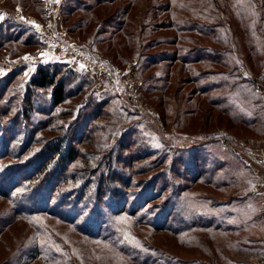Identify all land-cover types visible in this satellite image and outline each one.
<instances>
[{
    "label": "rangeland",
    "instance_id": "rangeland-1",
    "mask_svg": "<svg viewBox=\"0 0 264 264\" xmlns=\"http://www.w3.org/2000/svg\"><path fill=\"white\" fill-rule=\"evenodd\" d=\"M124 9L129 11L126 30L134 35L139 32L138 43L166 36L167 42H174L170 39L175 38L179 41L146 50L147 54L139 62L135 48L130 53L118 49L120 52L116 54L114 49L122 48L124 38L122 32L113 35L112 31L116 22L123 18ZM0 14L4 15L0 23L11 15L32 25L27 35L34 33V41L31 38L28 45L16 40L0 47V85L5 83L0 102L13 107L0 117V133L6 137L4 145V137L0 138V149L8 151L0 159V165L21 163L46 141L58 136L59 131L63 133L69 123L70 129L78 128L75 136L71 135L75 143L80 131H87L93 122L92 119L85 123L75 120L79 110L83 111L80 108L87 104L85 109H93L107 101L108 113L98 121L100 125L106 122L105 129L112 131L110 138L113 140L106 139L105 147L109 155V147L115 145L114 157L110 162V156H98L103 173L100 168L96 172L97 161L92 156L87 157L94 173L87 175L91 183L84 196L91 195V200L81 201L74 210L72 200L61 211L72 217L79 215L76 222L80 227L92 230L100 217L98 221L90 217L100 211L108 213L109 209H121V215L110 218V224L121 229L118 243L128 247L130 254L140 252L149 264H264V224L253 221L256 215L261 216V198L248 199L245 204L244 201L233 203L234 206L228 202L249 188L260 196L255 178L254 181L247 179V187L236 184L235 161L230 164L229 160L235 158L231 153L236 152L245 163H250L252 170L253 165H264V149L259 152L254 146L255 140L263 139L264 135H257L253 130L264 126V116L257 126L233 124L228 115L221 114L207 102L206 96L191 95L193 84L184 78L188 72L179 62L158 61L157 65H145L150 52L175 50L182 43L186 49L194 45L229 46L241 71L253 82L254 87L247 97L254 102L252 109L258 110L259 104L255 101L259 98L264 101V0H114L112 4L100 5H95L93 0H0ZM184 18L219 23L224 44L217 43L216 36L198 33L197 26L188 32L171 27L172 20L182 23ZM251 38L257 50L253 53L249 47ZM136 43L134 39L129 45L134 47ZM110 46L112 49H108ZM136 49L142 51V48ZM25 56L30 59H23ZM47 63H65L67 66L62 74L74 71L89 83L84 85L82 92L65 99L56 109L72 107L74 114H68L65 120H54L55 127L48 126L49 130H38V120L44 119L38 112L28 121L21 115L12 118L22 105L28 81L39 65ZM168 69L170 76L164 81L162 77ZM73 84L68 83V89ZM50 90L48 87L36 90L40 104L35 107L38 104L46 107ZM32 132L37 135L36 143L29 140ZM22 148L25 150L18 153ZM92 148L91 144L83 145V149ZM133 151L139 155L130 161L137 169L130 177L135 181L132 185L137 186L119 199L104 195L97 200L95 188L98 181L105 179L106 163L122 171L117 167ZM40 158L42 155L16 166L17 176L29 173ZM79 164H84V159ZM204 169H208L206 173ZM206 177L213 182L211 185L204 184ZM48 178L55 179L53 175ZM12 181L9 179L0 185L6 187ZM75 185L80 184L76 182ZM46 187L39 192L44 193L49 185ZM144 191L154 196L151 195L147 203L143 202L145 198L136 202ZM11 193L20 197L24 189L18 186ZM58 200L54 197L47 202L38 194L36 198L25 200L24 197L19 203L35 212L44 204L47 209L54 210ZM83 211L90 214L87 219L91 222L83 221L85 216H80ZM56 216L36 212L29 217L16 216L10 201L0 196V264H140L131 261L130 255L122 251L110 252L114 246L109 240L90 239ZM166 220L177 227L172 230L158 228ZM46 229L53 232L51 238L46 235ZM68 257L70 260H64Z\"/></svg>",
    "mask_w": 264,
    "mask_h": 264
},
{
    "label": "trees",
    "instance_id": "trees-1",
    "mask_svg": "<svg viewBox=\"0 0 264 264\" xmlns=\"http://www.w3.org/2000/svg\"><path fill=\"white\" fill-rule=\"evenodd\" d=\"M95 5H100L103 3H111L114 0H93ZM253 1V0H252ZM84 3V2H83ZM92 3V2H91ZM33 4V2H32ZM259 5V3L257 2ZM91 7L93 8L92 4ZM91 7H86V9H89ZM170 7V6H169ZM111 10V9H110ZM123 11V18L118 20L116 24L113 27V35L114 33H121L123 35V42H122V48H115L114 52L118 54L120 51L118 49L123 50L124 52L133 51L135 48L137 55H139L138 62L142 59L143 56H145L147 53L146 50H153L157 45H162L164 43L173 44L177 43L179 41V38L170 39L174 42H167L169 41L168 36L165 38H150L146 43L141 44L138 43L139 41V32H135V35L132 31L126 30V26L129 22L128 15L129 11L128 9H124ZM182 23H177L176 20H172L170 22L171 27H175V29L178 31H184L188 32L196 28L197 26V32L200 34H205V36L213 35L218 38H216V42L223 45V35L221 28L222 26L216 22L215 23H203L199 21H191L188 18L182 19ZM88 22V21H87ZM167 25V24H166ZM32 28V25L27 24L24 21L17 20L13 16L9 15L8 19L4 23H0V47L6 46L10 42L13 41H21L23 45H28L30 39L34 35V33H31L32 36L27 35L29 34V29ZM100 28H97V32H99ZM246 30H249V28H245ZM141 31V30H140ZM254 33V32H253ZM26 34V35H25ZM119 35V36H121ZM34 37V36H33ZM134 39H137L138 45L135 47H132L129 45L130 41L134 43ZM34 41V39L32 38ZM136 42V41H135ZM136 43V44H137ZM179 45L176 47V49H162L158 53L154 50L153 52L156 53H149V58L147 59L146 66L147 65H157L158 61L161 62H179L181 64V67L184 69L185 72H188V75H186L184 78L188 80L189 83L193 84L191 95L198 94V98H202L206 96V100L208 103H210L215 109H217L218 112H220L223 115H228L229 118L232 119V123L236 124L239 123L240 125L251 127L253 125L257 126L260 124L259 119L264 116L263 115V109H264V101L263 99L259 98L258 102L255 101L256 104H259L258 110L256 108L252 109V106L254 105L252 99L247 97L248 92L251 91L254 87L253 82H251L250 78L246 77V75L241 71L240 66L237 65L236 61L233 59V50L229 46L224 47H212L210 45H201L197 46L194 45V47H191L189 49H186L185 46ZM250 50H252V53L257 51L255 48V44L253 43V40L251 38L249 42ZM113 46H110L108 49H112ZM229 47V48H228ZM141 49L142 51H139L136 49ZM144 51V53H143ZM249 55V54H248ZM159 56V57H157ZM122 61V60H121ZM197 65L194 66V65ZM142 63L140 64V66ZM144 65V63H143ZM200 65V66H198ZM67 64L65 63H53V64H43L39 65L37 68L36 73L30 78L28 81L29 85L26 87L25 96H23L22 105L19 108V111L14 112L12 119H17L19 115H21L24 119L27 121L32 118V114L34 112H38L43 115L44 119L38 120V130L47 129L49 130V127H53V121L58 120L61 118L62 120H65L64 117H66L68 114H74L73 111H71L72 107H69L67 109H59L56 110L58 106L65 101V99L69 97H73L77 95L78 93L82 92L84 89V85L86 83H89V80L85 77L79 76L76 72L67 70L66 73L62 74V69L66 67ZM63 72L65 70L63 69ZM62 74L59 76V74ZM13 76V75H12ZM170 76V69L165 71L164 81H167ZM160 77V75H158ZM161 78V77H160ZM73 87L68 89V83H72ZM165 84V83H164ZM246 84V86H245ZM154 86V85H151ZM245 86V87H244ZM51 88L50 90V97L49 102L46 105V107H40V98L37 96V91L43 90V88ZM37 90V91H36ZM258 92V91H257ZM2 93H5V83L0 85V95ZM192 96V97H193ZM262 97V96H261ZM205 98V97H204ZM239 99V101H238ZM107 101H104L102 103H99L94 106L93 109H85L87 106L84 105L79 110V114L76 117L75 120H81V122H86L88 119H92V123L90 124L89 129L80 131L79 135L74 139L75 143L72 140L71 135L75 134V130L78 128H71V123H69V126L65 131H59L58 136H55L53 139H50L49 141H46L43 146L35 151H33L30 154V157L27 159L24 158V160L21 163L17 164H7V165H0V184L6 180H13L10 185L4 187L3 185H0V196L6 198L8 201H10L13 211L16 213V216L20 217H29L33 213H39V214H52L57 215L56 217L60 221H64L66 223H69L74 226L77 230H81L84 235H88L90 239H101V240H109L113 243L114 249H111L110 252H114L116 250L122 251L123 253H126L127 255H130L129 258L131 261H134L136 263L140 264H149L150 261L147 260L145 256H142L140 252H134V254H130V249L126 247L125 245H120L118 242L120 240L119 234H120V227L118 225L112 226L110 224V218L112 216L121 215L123 211L121 209H113L108 210L107 212L100 211L95 216L90 217L92 221H98L100 217V222L97 225H94V228L91 230L88 227H80V224L76 222V219L79 215H76L74 217L69 216L68 213H65L61 211L63 206L65 204L69 205L71 201L73 200V204H71V208L74 210L81 201H89L91 200V195H85V189H88L91 179L87 178L88 173H92L94 170L90 169L89 161L87 160L88 156H92L94 158V161L96 164H98L96 167L94 166L96 172L100 168V172L103 170V166L99 164L98 162V156L100 154L110 156V162L114 157V150L117 149L115 145H111L109 147L108 151L111 150L110 154L108 155L106 153L107 148L105 145L108 142H111L113 140L112 137V131L110 129L106 130L105 127L106 122L101 123L98 121V119L102 118L104 115L108 113L106 111L105 104ZM239 102V103H238ZM39 103L36 105L35 104ZM241 105V106H240ZM13 107L10 105H7L5 102H0V117L4 116L8 112H10V109ZM74 108V107H73ZM250 109V110H249ZM1 120V119H0ZM66 122V121H64ZM99 124V125H97ZM60 126V125H59ZM55 127V126H54ZM35 127H33L34 129ZM61 128V127H59ZM52 129V128H51ZM80 129V128H79ZM37 130V129H36ZM35 130V131H36ZM46 130V131H47ZM253 130L258 133L257 135H264V126L254 127ZM98 131H100L98 133ZM34 132V131H33ZM31 133V137L29 140H32L33 143L38 142L36 139L37 135L35 136V133ZM75 136V135H74ZM117 136V134H116ZM3 138L5 144L6 137L0 133V138ZM34 138V139H33ZM41 138H44L43 135H41ZM68 138V139H67ZM110 140L106 142V139ZM130 140H128L129 142ZM91 144L92 149L87 150L83 149L84 144ZM124 144V143H123ZM131 144V143H130ZM118 145V143H117ZM27 144L25 145V147ZM25 150V149H24ZM23 148L18 151V153H21L24 151ZM32 151V150H31ZM5 149H0V159L3 158V156L7 153ZM42 155V158H40V161L37 163L33 169L29 171L26 175L20 177L17 176L16 166L21 165L27 161H30L31 159H35L38 156ZM139 155L138 153L134 152L131 153V155L124 159L121 163V165L117 168H121L122 171H119V169H115L111 166V163L107 162L108 159H106L107 163V171L104 177V180L98 181V184L96 185L95 191H96V199L100 200L104 195L106 197H115L116 199H119L122 195L129 193V189L135 188L137 185L135 184V181L132 180L130 177L132 174L136 172V168L130 163V161L133 159V157H136ZM231 156L235 157L230 161V164L235 161L234 167L236 172L235 177L237 180V185L245 186L247 187L249 183L247 181L249 179H253L254 181V171L251 169V166L245 163L242 160V157L238 155L236 152H232ZM101 157V156H100ZM106 158V157H105ZM30 159V160H28ZM84 159V164L80 165L79 161ZM27 160V161H26ZM116 160V157L114 158ZM113 163V162H112ZM89 164V165H87ZM87 165V166H86ZM110 165V166H109ZM99 166V167H98ZM109 167V168H108ZM208 169H204V173H206ZM94 173V172H93ZM103 173V172H101ZM249 174V175H248ZM54 176V181L52 179H49V176ZM132 175V176H133ZM196 176V175H195ZM194 176V179L196 180L197 177ZM13 178V179H12ZM83 178H85L83 180ZM240 178V180H238ZM244 178V179H242ZM242 179V184L240 183ZM248 179V180H247ZM52 180V181H51ZM83 180V181H82ZM80 181H82L80 183ZM116 181V184H113V182ZM76 182H78L80 185L76 186ZM213 182L206 177L204 179L205 185H211ZM46 184L49 185L48 189L44 191V193H40L39 189H42L43 186L46 187ZM96 184V183H95ZM18 186H22V189H24V193L19 197V194L13 195L11 191L14 189H17ZM169 186L166 185V187ZM217 188V187H216ZM134 190V189H132ZM131 192V191H130ZM145 193L143 196L138 197L136 199V202L139 201L140 198H145L143 202L148 201V198L151 197L152 194H149V192L144 191ZM38 194H41V197L44 196L45 200L47 202H50L54 197H58L59 200L54 205V210L47 209L46 204L41 205L38 210L34 212V210H28L24 206H21L19 201H21L24 197L26 198L32 197L36 198ZM154 196V195H152ZM260 197L255 191L251 190L250 188L246 190L245 193L234 195L231 199H229L230 205L234 206L233 203L238 204L242 201L245 202L248 201V199H254ZM251 203V202H250ZM143 203L139 204L141 208V205ZM236 207V206H235ZM59 208V209H58ZM148 210V209H147ZM56 211H59V213H56ZM261 212V211H260ZM134 213V212H133ZM135 214V213H134ZM261 215V213H259ZM85 216L83 221H89L87 218L90 216V214L87 213H80V216ZM261 216L256 215L255 219L253 221L257 220V224L260 223L261 225ZM97 226L99 229H97ZM233 226V225H232ZM177 225H173L170 222L166 220L164 225H161V227H158L160 229H175ZM182 229L183 225L181 226ZM100 230V231H99ZM177 229L176 231H178ZM42 233V232H41ZM46 235L51 238L53 236V232L46 229ZM44 246L42 245V248ZM67 257V256H66ZM70 260V257L64 258V260ZM138 259L141 261H138Z\"/></svg>",
    "mask_w": 264,
    "mask_h": 264
},
{
    "label": "crops",
    "instance_id": "crops-1",
    "mask_svg": "<svg viewBox=\"0 0 264 264\" xmlns=\"http://www.w3.org/2000/svg\"><path fill=\"white\" fill-rule=\"evenodd\" d=\"M254 146L256 147V150L259 152L264 149V138L260 139L258 141L255 140ZM250 165V163H249ZM252 165V164H251ZM253 170L255 171V182L258 186L257 190L260 192V198H261V225L264 224V165H260V167L252 166Z\"/></svg>",
    "mask_w": 264,
    "mask_h": 264
},
{
    "label": "snow or ice",
    "instance_id": "snow-or-ice-1",
    "mask_svg": "<svg viewBox=\"0 0 264 264\" xmlns=\"http://www.w3.org/2000/svg\"><path fill=\"white\" fill-rule=\"evenodd\" d=\"M57 2H58V0H57ZM18 11H19V9H18ZM3 19H4V15L3 14H0V20H3ZM42 55H46V54H43L42 53ZM23 59L28 60V59H30V57L25 56ZM80 67L83 68L84 66L81 65Z\"/></svg>",
    "mask_w": 264,
    "mask_h": 264
}]
</instances>
